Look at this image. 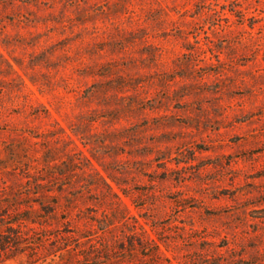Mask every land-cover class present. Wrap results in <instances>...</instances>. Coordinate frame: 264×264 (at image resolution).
Returning <instances> with one entry per match:
<instances>
[{
    "label": "rangeland",
    "instance_id": "1",
    "mask_svg": "<svg viewBox=\"0 0 264 264\" xmlns=\"http://www.w3.org/2000/svg\"><path fill=\"white\" fill-rule=\"evenodd\" d=\"M0 241L264 264V0H0Z\"/></svg>",
    "mask_w": 264,
    "mask_h": 264
},
{
    "label": "trees",
    "instance_id": "2",
    "mask_svg": "<svg viewBox=\"0 0 264 264\" xmlns=\"http://www.w3.org/2000/svg\"><path fill=\"white\" fill-rule=\"evenodd\" d=\"M29 208H30L29 212L33 213V214L38 213V211H39L36 207L30 206ZM31 218H32L31 216H28V214H26L25 217H22V218L20 217L19 220H25V219L28 220ZM3 246H4V243L0 241V248L4 249Z\"/></svg>",
    "mask_w": 264,
    "mask_h": 264
}]
</instances>
